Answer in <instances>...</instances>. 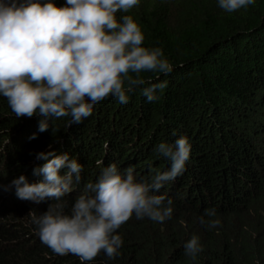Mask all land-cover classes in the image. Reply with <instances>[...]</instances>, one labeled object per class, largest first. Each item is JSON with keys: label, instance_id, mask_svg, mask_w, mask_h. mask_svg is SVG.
Masks as SVG:
<instances>
[{"label": "trees", "instance_id": "16d2710c", "mask_svg": "<svg viewBox=\"0 0 264 264\" xmlns=\"http://www.w3.org/2000/svg\"><path fill=\"white\" fill-rule=\"evenodd\" d=\"M116 15L138 23L142 46L162 49L171 73L141 77L166 87L155 102L139 88L127 104L109 96L81 123L67 126L70 117H61L42 133L39 117L16 118L0 97V264H81L42 244L31 224L50 201L18 199L10 186L20 175L41 179L32 175L45 162L36 153L67 152L83 166L80 183L63 198L67 212L110 163L139 176L149 167L165 170L169 162L155 146L181 135L191 144L185 171L157 193L172 200L171 218L133 216L117 230L119 255L109 260L101 252L89 264H264V0L232 13L216 0H140ZM207 208H215L218 228L199 222ZM193 234L203 247L195 261L183 249Z\"/></svg>", "mask_w": 264, "mask_h": 264}, {"label": "clouds", "instance_id": "9594fccd", "mask_svg": "<svg viewBox=\"0 0 264 264\" xmlns=\"http://www.w3.org/2000/svg\"><path fill=\"white\" fill-rule=\"evenodd\" d=\"M140 0H0V97L15 114L39 117L37 132L52 120L70 117L67 126L88 118L93 107L109 96L127 104L137 88L147 102L166 81L151 83L143 72L168 75L172 65L160 47H144V34L127 13ZM224 12L246 9L255 0H216ZM147 85V86H145ZM33 133L29 139H35ZM50 147V146H49ZM191 144L181 135L173 142L162 141L155 154L168 167H149L139 176L132 166L120 169L110 163L101 168L95 182L84 185L70 209L63 199L81 180L83 166L67 152L41 151L35 159L45 161L29 183L24 175L10 181L18 199L35 204L50 201L46 210L30 216L42 244L58 255L73 254L89 264L103 252L109 260L119 255L123 243L117 230L133 216L162 223L173 213L172 200L159 190L185 171ZM5 187V190H7ZM55 201V203H51ZM207 217V220H205ZM214 229L220 226L215 208L198 218ZM184 255L195 261L203 251L193 234L183 243Z\"/></svg>", "mask_w": 264, "mask_h": 264}]
</instances>
